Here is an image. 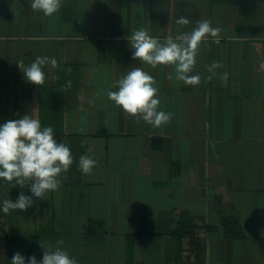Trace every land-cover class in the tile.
I'll use <instances>...</instances> for the list:
<instances>
[{
	"label": "crops",
	"instance_id": "0c3cea01",
	"mask_svg": "<svg viewBox=\"0 0 264 264\" xmlns=\"http://www.w3.org/2000/svg\"><path fill=\"white\" fill-rule=\"evenodd\" d=\"M30 3L0 0V124L30 114L42 125L58 106L64 133L54 138L70 148L73 164L58 190L33 196L27 211H0L2 230L36 234L40 245L63 239L78 264H264V0H63L52 17ZM181 16L191 22L177 25ZM205 19L221 32L198 49L199 86L177 81L173 65L132 59L128 37L136 30L164 42ZM38 56L58 64L44 66L39 87L18 67ZM213 62L224 67L205 83ZM134 67L154 77L170 124L153 128L108 99ZM102 126L108 135L98 133ZM81 155L96 161L91 174L79 170ZM21 192L32 195L28 186L1 185L0 208ZM181 210L199 224L218 223L219 210L235 215L246 237L198 231L178 261L172 231ZM7 257L0 231V264Z\"/></svg>",
	"mask_w": 264,
	"mask_h": 264
},
{
	"label": "clouds",
	"instance_id": "9594fccd",
	"mask_svg": "<svg viewBox=\"0 0 264 264\" xmlns=\"http://www.w3.org/2000/svg\"><path fill=\"white\" fill-rule=\"evenodd\" d=\"M63 4V0H31L30 7L34 12H42L46 17H52ZM191 21L181 16L176 24L186 26ZM221 29L213 27L210 20H198L196 27L191 32H183L177 36L168 37L164 42L150 36L146 29H138L128 37L133 49L132 59L150 65L155 69L158 65L175 66L176 80L185 86H199L202 77L193 75L196 57L201 42L211 36L219 38ZM52 68L58 67L55 59L36 57L28 66L18 63L27 82L36 86L45 83L46 75L43 70L45 65ZM219 62H213L207 67L209 73L204 77L207 83L217 76L215 71L222 68ZM70 71V69H69ZM223 86H227L229 73L219 75ZM152 75L140 67L132 68L126 75L113 84L117 91H107L110 101L121 108L126 114L143 120L153 128L168 125L173 119L170 112L158 110L161 103L158 98V88ZM66 89L71 88V81H67ZM73 164V155L70 148L64 143H58L54 138V129L51 126L43 127L39 119L30 114L23 115L17 120H8L0 124V179L12 183V187L28 186L31 196L21 192L18 198L3 199L2 211L5 215L12 211H27L33 206L32 197L44 199L46 193L58 190L61 181L58 177L66 173ZM96 166V161L88 155L79 158V170L87 175L91 174ZM63 239H58L53 246L45 242L40 247L44 250L41 260L35 255L27 258V264H78L75 257L63 248ZM11 264H26V258L17 251L11 258Z\"/></svg>",
	"mask_w": 264,
	"mask_h": 264
},
{
	"label": "trees",
	"instance_id": "16d2710c",
	"mask_svg": "<svg viewBox=\"0 0 264 264\" xmlns=\"http://www.w3.org/2000/svg\"><path fill=\"white\" fill-rule=\"evenodd\" d=\"M62 84L54 88V92L59 93L61 91ZM60 108L55 106L52 113L46 116L48 123L42 122V128L51 126L54 129V136L60 137L64 132H62V123L61 118H59ZM99 134L108 135L107 129L102 126L98 132ZM154 147L161 146V137H154ZM8 183V181L0 179V186ZM221 200L220 196L216 197V201L219 204ZM219 213V222L216 224L202 223L199 224L196 218L187 210H181L178 213V221L176 228L172 231V235L175 237L176 241V260L185 261L186 258L182 257L185 251V240L189 239L190 244L192 245L195 242L194 236L197 235L198 231L207 232V231H222L223 235L227 238H245L246 233L242 227V224L239 218L235 215H224L220 210ZM0 231L3 233V238L6 240L7 246V259L8 264H11V258L13 255L19 251L22 255L27 258L35 255L37 260H41L40 255V241L39 237L36 234L28 235H18L10 234L2 230L0 222ZM197 243L199 239H196ZM196 243V242H195Z\"/></svg>",
	"mask_w": 264,
	"mask_h": 264
}]
</instances>
